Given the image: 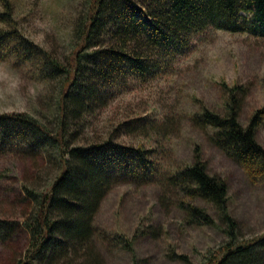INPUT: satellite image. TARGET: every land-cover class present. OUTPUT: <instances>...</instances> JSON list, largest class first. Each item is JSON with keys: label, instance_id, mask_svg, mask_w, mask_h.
Listing matches in <instances>:
<instances>
[{"label": "trees", "instance_id": "1", "mask_svg": "<svg viewBox=\"0 0 264 264\" xmlns=\"http://www.w3.org/2000/svg\"><path fill=\"white\" fill-rule=\"evenodd\" d=\"M1 2L0 22L13 24L10 1ZM212 29L264 37V0H89L69 68L17 27L0 30V59L9 54L20 61L40 56L43 78H62L56 129L28 112L0 113V156L44 152L58 166L48 189L22 185L33 202L22 223L0 216V244L15 237L21 226L29 233L25 257L18 264H103L94 243L96 235L133 251L131 238L109 235L94 224L102 200L121 183L154 184L165 196L175 190L192 200L178 202L188 225L215 224L207 209L194 200H204L217 210L227 240L207 250L201 264H264V232L240 237L239 223L229 212L227 181L208 172L199 146L194 148L193 161L180 166L169 162L161 143L157 150L116 138L121 133L157 140L162 125L171 123L160 125L147 114L136 115L118 121L100 140L74 143L79 130L108 100L130 85L170 73L173 63L190 53L196 38ZM221 85L226 94L224 112L202 104L189 115L190 122L243 169L251 184L264 182V146L256 136L264 121V104L243 125L240 111L248 87L224 81ZM68 118L76 123L73 133ZM170 257L189 259L174 250Z\"/></svg>", "mask_w": 264, "mask_h": 264}, {"label": "rangeland", "instance_id": "2", "mask_svg": "<svg viewBox=\"0 0 264 264\" xmlns=\"http://www.w3.org/2000/svg\"><path fill=\"white\" fill-rule=\"evenodd\" d=\"M13 24L0 22V30L17 27L20 32L70 67L74 50L79 46L82 24L89 0H9ZM0 0V11L3 10ZM40 56L20 61L9 54L0 59L11 74L20 79L18 89L0 93L1 112H28L52 130L59 121V97L62 78H43ZM170 73L142 84L130 85L101 106L91 116L86 128L80 129L75 144L97 141L107 135L118 121L147 114L162 125L161 137L121 134L116 138L126 144L160 148L169 162L185 165L193 161L199 146L210 174L223 177L228 184L230 214L239 223L240 237L264 232V182L251 184L243 169L213 146L204 131L194 127L189 115L201 105L224 112L228 85L245 84L248 94L240 111V121L247 125L254 110L264 104V37L249 31L229 32L212 29L196 38L190 53L173 63ZM33 92L36 93L33 96ZM194 97L201 102L194 100ZM70 115V114H69ZM69 132L76 130L68 118ZM160 130V129H159ZM258 141L264 146V121L257 129ZM58 166L54 159L40 152L35 156L19 152L0 156V216L22 223L33 210L22 185L46 190L54 180ZM192 200L177 191L167 196L154 184L114 186L102 200L94 224L109 235L124 234L132 239L133 251L123 248L110 237H94L103 264H201L202 255L227 240L217 210L204 200L193 202L205 207L213 216V225H188L179 201ZM29 245V233L21 226L8 242L0 244V264H18ZM188 256V261L170 257V251ZM58 264V263H57Z\"/></svg>", "mask_w": 264, "mask_h": 264}, {"label": "clouds", "instance_id": "3", "mask_svg": "<svg viewBox=\"0 0 264 264\" xmlns=\"http://www.w3.org/2000/svg\"><path fill=\"white\" fill-rule=\"evenodd\" d=\"M20 87V79L14 77L6 66H0V93L10 95L11 93L4 92V89H18ZM36 93L33 92V96Z\"/></svg>", "mask_w": 264, "mask_h": 264}]
</instances>
